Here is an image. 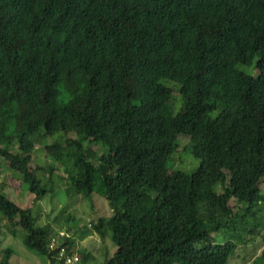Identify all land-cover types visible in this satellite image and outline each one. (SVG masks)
<instances>
[{
	"label": "trees",
	"instance_id": "obj_1",
	"mask_svg": "<svg viewBox=\"0 0 264 264\" xmlns=\"http://www.w3.org/2000/svg\"><path fill=\"white\" fill-rule=\"evenodd\" d=\"M59 133L74 137L45 151L66 177L32 166ZM180 135L200 160L192 172L169 166ZM10 171L35 204L0 187V230L22 228L50 264L93 235L117 246L104 264H228L264 234V0H0V176ZM53 178L70 198H106L112 215L84 222L65 205L41 223ZM0 254L10 264L13 250Z\"/></svg>",
	"mask_w": 264,
	"mask_h": 264
},
{
	"label": "rangeland",
	"instance_id": "obj_2",
	"mask_svg": "<svg viewBox=\"0 0 264 264\" xmlns=\"http://www.w3.org/2000/svg\"><path fill=\"white\" fill-rule=\"evenodd\" d=\"M241 68L249 74L256 75V71L252 66H243ZM180 98L182 100L181 96ZM180 107L181 105L175 107V112H177ZM69 135L70 136H65L64 133H59L52 137L45 138L42 142H38L33 152L32 166L48 167L55 164L56 169L54 170V173H60L66 177L67 174L62 169V165L58 162H53V159L47 156L45 149L47 145H52L58 141L65 140L66 137H74L73 134ZM189 141L190 138L188 136H179L178 151L172 156V159L169 160V166L173 170L192 172L199 166L200 160L194 157L190 151L186 150ZM110 145L112 147H116L118 145V141L114 139ZM85 148L86 152L91 150L98 156L102 154L107 147L98 145L96 143H93L92 145L91 142L87 141L85 143ZM49 181L50 178L44 182L48 183ZM51 181L54 184V191L49 192L44 198V201L41 202V211L44 212L43 215H41L43 216L41 223L47 222V217L45 215L46 212L50 211L51 216L55 217L60 213V208L65 205L69 206L68 210L71 209L76 214H78L79 219L83 220L84 222L88 221L90 223L92 219H95L99 216L112 215V211L106 198L98 194H95L91 199H84L82 196L70 198L71 196L76 195H70L66 186L63 188V190H61L60 185L55 178L51 179ZM56 183L58 186L55 190ZM0 187L5 189L8 197L16 202L19 206L23 208L34 207L35 195L29 191L25 184L22 185V179L16 173H12L11 171L6 172L5 174L2 173L0 176ZM261 187L264 190V183H262ZM218 190H220V188ZM93 200L95 205L91 209L90 205L93 203ZM231 203L234 204V201H231ZM71 210L70 212H72ZM7 224L9 225V223L5 221L4 226ZM53 225H57L55 221L53 222ZM249 237L250 236L246 237L245 241L238 242L239 246L230 256L228 264H254L253 260L256 256L260 255L264 249V234H261L254 240L246 241V239ZM24 238L25 231L22 228H18L14 233L12 231L8 232L6 227H4L2 231L0 230V252L8 248L13 250V255L10 258V264H50L46 255L39 254L36 251L29 249L24 243ZM116 248L117 246L111 239L102 241L97 235L87 237L84 240L78 239L75 246V249H77L79 253L86 250L90 258V262L88 264H104L106 261V256H113Z\"/></svg>",
	"mask_w": 264,
	"mask_h": 264
},
{
	"label": "built area",
	"instance_id": "obj_3",
	"mask_svg": "<svg viewBox=\"0 0 264 264\" xmlns=\"http://www.w3.org/2000/svg\"><path fill=\"white\" fill-rule=\"evenodd\" d=\"M63 255V252H61V256ZM80 257L78 254H72L69 256H65V263L66 264H77V262L79 261Z\"/></svg>",
	"mask_w": 264,
	"mask_h": 264
},
{
	"label": "clouds",
	"instance_id": "obj_4",
	"mask_svg": "<svg viewBox=\"0 0 264 264\" xmlns=\"http://www.w3.org/2000/svg\"><path fill=\"white\" fill-rule=\"evenodd\" d=\"M74 254H78L79 257L81 258L80 253L78 252V250H76ZM79 260H80V259H79ZM77 263H78V262H77Z\"/></svg>",
	"mask_w": 264,
	"mask_h": 264
}]
</instances>
